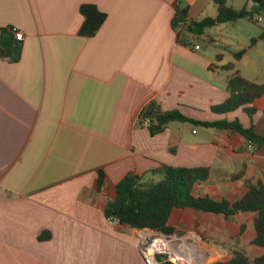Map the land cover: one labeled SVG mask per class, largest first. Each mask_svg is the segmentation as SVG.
<instances>
[{"label":"crops","instance_id":"crops-1","mask_svg":"<svg viewBox=\"0 0 264 264\" xmlns=\"http://www.w3.org/2000/svg\"><path fill=\"white\" fill-rule=\"evenodd\" d=\"M84 3L106 13L90 37L78 33ZM184 8L196 20L217 14L213 0H0V27L24 35L18 61L0 58V264H147L140 247L152 230L104 214L128 173L155 181L162 165L207 167L193 193L230 202L264 181V146L188 121L151 133L141 117L155 103L199 120L239 119L264 135V96L251 116L212 110L229 97L234 73L254 80L224 74L220 52L187 44L195 35L172 26ZM253 217L175 208L170 223L190 244L172 241L201 264L240 249L254 259L263 249L252 244Z\"/></svg>","mask_w":264,"mask_h":264},{"label":"trees","instance_id":"trees-1","mask_svg":"<svg viewBox=\"0 0 264 264\" xmlns=\"http://www.w3.org/2000/svg\"><path fill=\"white\" fill-rule=\"evenodd\" d=\"M217 6V14L204 17L200 20L189 18L187 9H177L176 16L172 19V26L194 35L203 34L206 28L239 19L258 22V16L264 14V0H252L255 4L251 8L243 6L235 8L227 4V0H213ZM83 21L78 33L83 36H93L106 19V13L99 10L91 3H84L80 7ZM13 26L0 27V58L16 62L21 56V43L14 38ZM264 41V30L258 36ZM257 38L252 37L251 44ZM186 42V41H185ZM246 49L235 52L234 58H241ZM232 68V63L225 66ZM229 97L220 105L212 106L215 112H229L239 107L251 116L256 110L252 103L256 98L264 96V82L250 81L238 73H234L227 81ZM142 118L149 120L151 133L164 129L171 121H188L195 125L212 128H225L239 133L244 139L254 146H264V135L255 131L254 125L242 124L239 119L228 120H199L191 118L179 109L160 110L155 103L148 104L141 112ZM159 173L160 178L155 181H143L142 176L128 173L116 185V197L107 202L104 214L107 218L114 219L121 224L133 228H147L166 235L180 233L170 221L175 208H194L216 214L230 216L242 212H254L253 227L255 235L252 244L263 249L262 254L250 259L244 249L233 250L231 257L225 261H213L210 264H262L264 263V181L257 184H248L246 193L239 199L230 202L225 198L216 200L209 195L197 196L193 193L196 183L208 179L210 170L207 167H175L162 165L152 170ZM104 182V174L99 171L98 185ZM148 234L150 232H147ZM165 255L158 254L161 259ZM162 264H175L164 260Z\"/></svg>","mask_w":264,"mask_h":264},{"label":"rangeland","instance_id":"rangeland-1","mask_svg":"<svg viewBox=\"0 0 264 264\" xmlns=\"http://www.w3.org/2000/svg\"><path fill=\"white\" fill-rule=\"evenodd\" d=\"M228 4L239 8L243 5V2L242 0L236 2L228 0ZM263 27L264 21L252 22L248 21L247 19H239L233 22H226L206 28L203 34L195 35V40L188 41L187 44L190 47H194L195 43L198 44L201 49L220 52L221 59L220 61H217V63H224L225 65L234 63L235 66L233 69L223 70L224 74L232 75L234 71L238 70L242 75L245 74L246 77L261 83L264 82V41L262 40L259 42L258 46H254L252 50L240 61H237L234 58L233 53L247 47L250 44V38L257 36ZM196 128H199V126ZM160 177L161 176H158L157 178L159 179ZM160 234L165 235L167 238L172 240L184 239L187 242L189 241L187 239V234L183 232L171 235H166L163 233ZM200 244L202 243L198 240V244H196L198 245V248ZM169 260L175 264L180 263L178 261L177 263L176 260L174 261V259Z\"/></svg>","mask_w":264,"mask_h":264},{"label":"built area","instance_id":"built-area-1","mask_svg":"<svg viewBox=\"0 0 264 264\" xmlns=\"http://www.w3.org/2000/svg\"><path fill=\"white\" fill-rule=\"evenodd\" d=\"M260 19V17L258 18ZM13 33H14V38L18 41L23 40V33L22 31L13 28ZM194 48L198 49L199 45L198 44H194ZM147 122L149 123V120L147 119ZM163 236V237H161ZM156 238H165L169 241H172V239L167 238L165 235L160 234L157 231H152L149 234H145L142 236V246L140 247V252L144 258V260L146 261L147 264H162V262L164 260H169L172 259L171 257V253L169 250L167 249H158L156 247H154V240ZM163 253H167V254H163ZM161 254V255H165V257L159 259L157 258V255ZM175 261V260H174Z\"/></svg>","mask_w":264,"mask_h":264},{"label":"bare ground","instance_id":"bare-ground-1","mask_svg":"<svg viewBox=\"0 0 264 264\" xmlns=\"http://www.w3.org/2000/svg\"><path fill=\"white\" fill-rule=\"evenodd\" d=\"M186 242V241H185ZM187 243V242H186ZM189 243V242H188ZM190 244V243H189ZM182 245V243H180V242H175V240H174V242H170L169 240H167V239H165V238H156L155 240H154V247H156V248H158V249H167V250H169L170 251V253H171V257H172V259H174V260H176V262L178 261V262H180V263H178V264H201V262H197L196 260H195V258L191 255V254H189L188 252H183V253H181V252H179V251H177L175 248L176 247H180ZM185 247V246H184ZM183 249V248H182ZM196 249H198V248H196ZM171 251H173V254H172V252ZM190 251V250H189ZM193 252V251H192ZM206 259V258H205Z\"/></svg>","mask_w":264,"mask_h":264}]
</instances>
